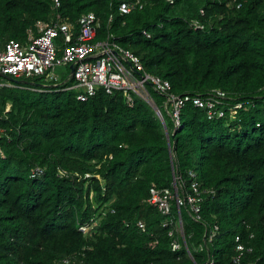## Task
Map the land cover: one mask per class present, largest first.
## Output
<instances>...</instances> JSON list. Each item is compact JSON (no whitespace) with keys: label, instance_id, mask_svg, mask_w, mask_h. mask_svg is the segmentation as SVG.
Here are the masks:
<instances>
[{"label":"trees","instance_id":"obj_1","mask_svg":"<svg viewBox=\"0 0 264 264\" xmlns=\"http://www.w3.org/2000/svg\"><path fill=\"white\" fill-rule=\"evenodd\" d=\"M124 1L131 0H61L56 9L53 0H0V38L23 41L38 20L60 14L75 23L93 11L99 37L113 32L146 71L170 81L172 92L220 88L254 98L255 106L230 126L191 103L176 130L164 114L170 134L175 130L170 149L144 99L129 107L123 92L99 90L82 101L63 89L73 78L44 91L20 86L27 80L38 88L36 77L0 87V264H204L210 257L264 264V123L256 126L264 121V0H142V8L121 14ZM192 19L204 28L194 29ZM150 91L162 110L165 96ZM172 159L185 192L190 170L201 187L215 190L202 203L201 221L181 208L190 252L184 245L172 250L165 217L146 202L153 184L173 187ZM38 167L43 173L32 176ZM61 169L69 176H59ZM102 211L85 235L80 224ZM237 235L252 249L240 263Z\"/></svg>","mask_w":264,"mask_h":264},{"label":"built area","instance_id":"obj_2","mask_svg":"<svg viewBox=\"0 0 264 264\" xmlns=\"http://www.w3.org/2000/svg\"><path fill=\"white\" fill-rule=\"evenodd\" d=\"M53 1L54 8H59L61 0ZM166 1L173 4L175 0ZM137 7H143L142 0L124 1L120 3L119 11L121 14H129ZM201 13L204 14L203 9ZM109 20H113L112 14ZM190 24L194 29L204 28V24L199 19H192ZM100 28V19L93 11L82 14L75 23L62 20L60 14L49 21L38 20L34 28L27 30L26 39L23 41L16 39L2 41L0 38V73L17 79L41 78L42 84L37 86L38 88L36 85L32 87V90L39 91L65 84L73 78L74 83L63 89L76 90L79 100L86 101L95 96L99 90H104L107 94L121 91L129 107L135 105L136 98L144 99L150 105L157 106L150 91L153 89L165 96L162 110L174 123L175 130L181 126V111L189 103L203 110L209 120H224L227 126L241 121V112L249 111L255 106L254 98L248 97L243 100L240 96L220 88L196 93L172 92L170 81L146 71L141 57L133 50L123 47L113 32L99 37ZM143 33L150 37L147 31ZM62 65L68 68L73 65L74 73L70 69L67 79L59 83L54 72L58 66ZM2 86L14 85L0 84V87ZM159 110L164 117L163 111L160 108ZM263 123L264 121L257 122L256 126L259 127ZM234 129L232 127L231 131ZM4 134V128L0 127V136ZM5 157L6 153L0 144V158ZM40 173H43V169L38 167L33 171L32 176L35 177ZM189 175L194 178L190 191L185 192L181 189L182 186L177 179L173 182V187L161 188L153 184L149 189V197L146 199L148 204L157 208L165 217L163 226L170 228L169 236L172 238L173 251L179 250L187 242L185 234L183 235L184 223L181 208H184L191 219L199 222L202 220L203 201L215 194L214 189L201 187L194 170H190ZM59 176H69V173L61 169ZM174 206L177 208L176 212ZM105 215V211L101 214L96 213L88 224H80L79 229L88 235L91 229L100 224ZM138 226L142 230L146 228L143 220H138ZM218 230L219 226L215 225L210 233V239L215 237ZM176 235L179 236L176 237ZM200 248L203 250L204 247ZM251 250L242 242L241 236L237 235L236 263H240L243 254ZM63 263L68 264L69 259L65 258ZM204 264L216 263L210 257Z\"/></svg>","mask_w":264,"mask_h":264},{"label":"water","instance_id":"obj_3","mask_svg":"<svg viewBox=\"0 0 264 264\" xmlns=\"http://www.w3.org/2000/svg\"><path fill=\"white\" fill-rule=\"evenodd\" d=\"M70 69H71V72L74 73V66L73 65H70ZM4 78H6L7 80L9 81H12V82H16V83H19L21 81L15 79L14 77H12L11 75H8V74H2L0 73ZM26 84H29V85H35L36 83L34 82H31V81H25ZM153 109L155 110V112L157 113L159 119L161 120L163 126H164V130H165V133H166V137H167V140H168V145H169V148L172 149L171 147V137L172 135H174L175 133V130H174V133L170 134L169 132V129L167 127V124H166V121L162 115V113L160 112L159 108L157 106H152ZM172 167H173V175H174V181L176 182L177 181V177H176V171H175V163L172 159ZM185 233H183L184 235ZM185 246H186V249L189 251V248H188V245H187V242H185ZM191 255V253H190ZM192 259L194 260V257L191 255ZM195 261V260H194Z\"/></svg>","mask_w":264,"mask_h":264},{"label":"rangeland","instance_id":"obj_4","mask_svg":"<svg viewBox=\"0 0 264 264\" xmlns=\"http://www.w3.org/2000/svg\"><path fill=\"white\" fill-rule=\"evenodd\" d=\"M70 74V68H68L67 66L65 65H62V66H58L56 69H55V72H54V76L57 77V82L59 83H62L64 82L66 79H67V75ZM25 81L27 80H23V82L25 83ZM11 81L7 80L6 78H4L1 74H0V84L2 85H8V84H11L10 83ZM24 83H20L21 87H28L27 85L29 84H24ZM163 113L165 115H167V113L165 111H163ZM168 116V115H167Z\"/></svg>","mask_w":264,"mask_h":264}]
</instances>
